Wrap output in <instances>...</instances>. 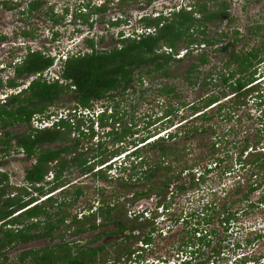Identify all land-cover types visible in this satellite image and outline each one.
<instances>
[{
  "label": "trees",
  "instance_id": "obj_1",
  "mask_svg": "<svg viewBox=\"0 0 264 264\" xmlns=\"http://www.w3.org/2000/svg\"><path fill=\"white\" fill-rule=\"evenodd\" d=\"M156 1L119 0L115 8L123 11L143 3L153 5ZM112 4H114L113 1L108 0L106 4L96 7L95 13L108 14ZM43 5L44 3L40 0H32L26 10L23 8V0H0V9L15 11L23 8L21 15L27 18L34 16L43 8ZM230 12L231 5L228 0H194L180 9L146 15L139 21L140 25L134 30V34L127 36L125 31H120L118 44L113 49H98L99 43L105 40L104 36L86 40L85 52L69 53L66 60H61L59 78L55 80H48L45 74L56 65L57 58L43 51L28 47V53L21 62L10 64L14 78L1 77L0 92L18 91L23 86L24 89L11 94L5 102L0 103V147L7 148L0 153L10 152L13 142H16V148L28 158H35L36 164L27 170L26 185L22 187L11 185L8 176L0 173V178L2 177L0 179V186L2 185L0 187V235H2L0 261L3 262L0 264H7L8 254L21 245L43 239L64 240L68 233L85 235L116 225L119 226L117 234L122 231L129 235L112 245L96 249L88 246L81 248L77 244L72 247L63 241V244L51 248L29 250L19 254L18 264H118L123 259L128 262L147 257L146 249L139 246L141 243L149 247L160 246L162 236L154 237L158 231L157 217L145 218L144 213L132 212L131 208L141 201L155 199L159 206H163L170 213L172 210L169 205L170 200L176 194L188 190L187 183L184 182L185 177L191 180L192 187H196L202 181L204 182L207 175L213 173L217 167H222L224 160L219 157L221 148L227 152L230 151L228 145L232 147V150L238 148L236 137L233 140H229L227 134L220 137L216 133L218 131L214 130L216 124L208 125L207 123L214 121L215 117L210 112L215 107L219 108L220 117H223L227 123L237 119L241 110L246 109L252 101L258 110L262 112L264 109V72L258 73L260 66L264 65V24L254 25L250 30L252 34L261 36V46L243 55H238L234 51L230 62L226 64L228 68L226 72L216 77L209 75L201 82L205 88L212 86L216 89L219 87L220 80L229 92L225 90L222 93H214L215 95H209L203 103L191 104L190 109L194 112V117L196 116L195 121H188L187 124L181 125L177 132L172 131L154 140L159 134L176 125L181 109H176L171 103L165 102L166 104L161 105L163 106L162 114L150 119L144 129H138L139 125L135 123L133 117L130 123L127 122L128 113L123 105L126 98L131 95L136 96L140 93L141 96H145L154 90L158 94L156 97L160 99L171 101L177 97L175 87L168 83H160L158 87L154 86L155 89L152 87L144 89V87L147 81L154 84L159 79L175 78L172 74L173 64H180L186 58H193L195 50L202 46L204 48L218 46L214 50L217 53L227 52L229 48L234 47L239 41L238 32H234L237 36L235 40L222 47H220L221 42L227 35L223 33L218 38L208 37L210 25L217 20L221 22L228 20ZM78 18H81L90 29L94 28L91 15L82 14L76 19ZM51 20L56 24L61 22L54 14ZM109 22L110 27L121 28L128 25L130 21L118 18ZM148 30H151V33L147 32ZM24 36L34 38L28 32L24 33ZM59 36V33H55V39ZM200 38L202 39L199 40ZM5 40V37L0 36V41ZM209 62V57L202 55L191 66L186 79L190 85L199 84V70ZM232 63H239L238 68L231 69ZM28 82H30L29 85ZM228 93L233 94L234 97L224 103ZM68 96L69 102L64 101ZM61 100L63 102L59 109L70 107L71 111L76 109L93 111L99 106L110 109V114L105 112L98 120L101 132L99 136L102 140L100 139L97 144L94 142L99 134L95 130L94 121L86 122L85 118L78 119L73 114L71 118L75 117L74 123L64 119L55 123L52 128H35L33 125L35 118L40 121L42 118L50 120L58 115L51 109ZM132 109L134 114H137V106L133 105ZM262 115L259 118H252L259 122L256 137L254 140L250 136L242 139L243 149L236 161L242 171L252 172L253 183L248 186L247 193L239 201L249 203L251 209L264 206V197L256 203H253L251 198L254 193L264 187V111ZM247 116L251 119V115ZM186 120V117L182 118V122ZM198 121H201L202 125L197 124ZM23 125H27L28 130L22 135H15L9 130ZM86 127L87 131H85ZM6 130L7 132L2 134ZM142 132L144 133L140 136ZM209 135L212 136L213 142L206 156L209 158V163L215 164V168L210 166L203 174L196 172L197 170L192 171L189 167H183L178 172L174 166L179 162L178 149L174 144H168L178 139L194 141L197 137ZM108 140L113 143L112 146L107 145ZM59 142L65 143V146L59 149L49 147ZM148 149L151 150L150 155L151 153L157 155L156 162L153 161L154 157L151 159L146 153ZM128 150H133L130 158H135V161L131 160L129 168H121L114 176L109 175L112 166L107 169L101 168ZM70 168L78 170L84 176L94 175L104 183L118 184L119 188L113 189L108 201L101 199L98 206L95 202L88 204L82 212L81 219L75 216L72 223H68L70 215L67 207H73L80 198L86 196L81 186L77 188L73 200L67 197L68 191L62 194L65 196L63 200L57 197L42 200L48 193H53L56 189L72 183L71 179L65 177L68 171L73 174ZM225 168L229 173L233 172V168L228 166ZM53 173L56 174L55 181L46 182L49 175ZM184 174H186L185 177ZM198 174H200L199 177ZM164 177L165 182L159 184L157 181ZM47 183L49 186L53 185L46 190ZM242 188L239 187L236 193L242 194ZM103 192L105 193L104 190ZM103 192L102 198L105 197ZM126 193L129 196L123 197ZM214 204L213 202L204 205L203 222L206 224V229L211 228L214 222V219L210 218L206 212L220 210ZM224 208L223 214L218 213L222 216L219 224L227 233L232 223L237 220L238 213L233 212L232 208ZM55 210L58 211L54 213ZM194 215H191L190 221L186 224L192 226L191 220H196L194 223L197 224L195 225L197 229L191 238L181 239L175 253L187 254L189 244L198 243L202 248H212V258L203 259L205 252L199 254L200 248H197L193 253L198 255L192 259V262L194 260L195 264H211V262L216 264L221 260L223 241L214 245L212 236L218 234L217 228L210 231L202 230L200 228L202 222L197 221ZM183 218L184 214L178 217L173 215L170 221L177 225ZM183 225H185L184 222ZM202 233L204 235H200ZM111 234L108 232L98 234V240L102 236ZM171 236L173 238V235ZM157 257L168 262V259L161 255ZM247 262H250V259H245L242 264ZM252 262L258 264L260 260Z\"/></svg>",
  "mask_w": 264,
  "mask_h": 264
},
{
  "label": "rangeland",
  "instance_id": "obj_2",
  "mask_svg": "<svg viewBox=\"0 0 264 264\" xmlns=\"http://www.w3.org/2000/svg\"><path fill=\"white\" fill-rule=\"evenodd\" d=\"M32 0H23V8L27 10L29 2ZM44 3L43 8L37 11L34 16L27 18V16H22L21 11L23 8L10 11L0 9V36L5 37V41H0V78H14L13 69L10 68V64L21 61L27 54L28 47L35 50H43L48 54H53L54 56L67 57L69 53H78L86 51L85 41L89 38L105 37L103 42L99 43L98 49L100 50H110L113 49L118 44L120 31H125L127 36L134 34V30L140 25V20L146 15L157 14L160 12H170L171 10L177 8L180 9L183 6H187L194 0H157L153 5H147L146 3L134 5L133 7L126 8L123 11L117 10L116 4L119 0H112L114 4L111 5L110 12L108 14H96L95 9L102 4H106L108 0H40ZM231 5L230 18L224 22L217 20L214 24L210 25L208 30V37L218 38L220 34H225L227 37L222 40L220 47L228 45L237 38L234 32L239 33V41L234 47L229 48L227 52L217 53L214 50L218 47H206L203 46L195 50L193 58H186L180 64H173V79H159L154 84H150L148 81L144 89L152 87H158L160 83H168L169 85L175 87L177 91V97L173 98L171 101H167L163 98H157L158 95L155 90L148 92L147 95L141 96L137 93L136 96L127 97L126 102L123 105L128 116L126 117L127 122H131V117L135 118V123L139 126L138 129H144L145 124L152 118L157 117L156 115L162 114L163 105L165 102L171 103L176 109H181L178 113V119L176 125L169 129L168 131L162 132V134H168L170 132H177L181 125L187 124L188 121H195L194 112L191 111L190 106L193 103L206 101L209 95L214 93H222V91L229 92L225 84L218 81L219 87L213 88L203 87L201 82H203L209 75L220 76L228 70L226 64L230 62L233 52L235 51L238 55L247 54L252 49L261 46L262 39L260 35H254L251 33V29L254 25L264 24V0H228ZM212 6V5H211ZM54 14L58 20L61 22L59 24L53 23L51 16ZM85 14L86 16L91 15V21H94V28L90 29L88 25L84 24L81 18L76 19L79 15ZM124 18L130 21L128 25H124L121 28H112L109 25V21ZM234 20V21H232ZM28 32L34 38L25 37L24 33ZM55 33H59L58 39H55ZM200 38L199 40H201ZM183 47V46H182ZM183 54V53H182ZM202 55H207L209 57V64L204 66L199 70L200 82L196 86L189 84L187 79V72L191 66L198 61ZM179 58V57H178ZM61 62H57V65L47 73L46 77L48 80H55L59 78V71L61 69ZM239 63H232L231 69L238 68ZM5 70L2 72L3 68ZM264 72V65H261L258 73ZM260 75V74H258ZM196 76V75H195ZM155 86V87H154ZM227 99L223 102H229L228 99L234 97L233 94L228 93ZM231 94V95H230ZM215 95V94H214ZM69 96L65 97L66 102H69ZM62 100L57 102L56 107L52 108L51 111L57 113V119L63 117H71V108L59 109L62 105ZM71 102V101H70ZM166 104V103H165ZM133 105L137 106V114L133 112ZM184 105V106H182ZM72 107V106H71ZM183 107V108H182ZM239 113L237 119H233L232 123H227L223 117H220L219 108L215 107L214 110L210 112L213 115L214 121L208 125H215V131H218L220 137H224L225 134L228 135L229 140H233L236 137L238 141V148L232 150V147L228 145L230 151L227 152L221 148L220 156L224 163L222 167H217L215 171L204 179L205 181L198 184L196 187L190 185L191 180L188 177L184 182L187 183L188 190L186 192H181L176 194V196L170 200L169 205L172 207L170 213L166 214V220L163 221V216H161V210L156 211L159 206L155 199L144 200L138 203L134 208H131L132 212L139 211L143 212L147 209L152 211V216H158L159 225L156 223V227L160 230L161 242L160 246H153L151 250L145 252L147 256L141 260H134L133 262H127L122 260L118 264H152L153 260L164 261L163 258H158L161 255L165 259L174 257L176 249L179 247V243L182 238L192 237L194 231L197 229L194 222L196 220H191L192 226L186 224L190 221L191 215L195 214L197 221L200 223V228L203 230L216 229L218 234L212 236L214 239V245H218L222 242V256L216 264H242L245 259H250V261L260 260L258 264H264V206L251 209L249 203H240V199L244 197V194L248 191V186L253 183L252 172L249 170L242 171L239 164L236 163L240 153L243 149L244 137L250 136L255 139L257 134V129L259 128V122L257 120H252V118H259L262 115V110H258L256 104L252 101L249 103L246 109H242ZM226 113V112H225ZM224 113V115H225ZM233 115H237L233 113ZM247 115H251V119H248ZM152 116V117H151ZM186 117L187 120L182 122V118ZM181 119V120H179ZM43 121H48L42 118L40 121L38 118L33 120V125L35 128H43L41 124ZM182 122V123H179ZM201 124V121L196 122ZM52 124L51 122L49 123ZM160 125V124H159ZM158 125V126H159ZM219 127V129H217ZM160 128V127H159ZM14 132L15 135H22L28 130L27 125L21 127H14L9 129ZM6 131H3L2 134ZM168 132V133H167ZM142 132L140 136L143 134ZM211 134V133H210ZM1 136V134H0ZM139 136V137H140ZM138 137V136H136ZM101 137L95 139L97 144ZM102 140V139H101ZM15 141V140H14ZM242 141V142H241ZM110 142V143H109ZM213 138L209 136L197 137L194 141L190 139H178L174 142L169 143L174 144L178 149L179 162L175 163L174 166L178 172L183 167H189L190 170L199 172L200 174L205 173V171L215 164L209 163V158L206 154L209 153V147L212 145ZM112 146L111 141H107V145ZM65 143H56L49 146L54 149L63 148ZM121 146V145H120ZM119 146V147H120ZM15 142H13L10 152L0 154V173L6 174L10 180V184L18 187L25 186V177L27 175V170L31 169L33 165L36 164L35 158H28L23 152L16 148ZM46 147V146H45ZM187 147V150H186ZM4 146L0 147L1 150H6ZM190 150L192 152H190ZM150 149L146 151L148 156L156 162L158 159L157 155L150 153ZM94 155V152H92ZM201 160V161H199ZM225 166L233 168V172L229 173ZM73 174L66 172L65 177L71 179V184L66 186L67 188H62L57 190L54 194L55 197L63 200L65 198L62 195V191H68L67 197L73 200L75 192L79 186L85 190L86 196L80 198L73 207L68 208L69 218L68 223H72L73 217L78 216L81 219V213L87 208L88 204L92 202L96 203L98 206L101 203V199L108 201L113 189L118 188V184H108L104 183L102 180H98L97 177L84 176L78 170L70 168ZM226 171V173H225ZM114 174L117 172H113ZM109 173V175L114 176V174ZM198 174L197 176L199 177ZM168 176V174H167ZM166 176V179H167ZM56 174H50L46 182H51L55 179ZM2 179V177L0 178ZM155 181V180H154ZM159 184L165 182V177L160 178L157 181ZM53 185V184H52ZM50 185V186H52ZM49 184H46V190L50 188ZM2 187V185L0 186ZM239 187H243L242 194H237L236 191ZM99 189V190H97ZM119 189V188H118ZM264 190V188H262ZM105 191V193L103 192ZM261 189L254 193L251 198L253 203L258 202L260 198H263V194H260ZM105 194V197H101V193ZM120 192V191H118ZM129 196L125 194L123 197ZM37 196V195H36ZM109 196V197H108ZM66 197V198H67ZM107 197V198H106ZM44 197L42 200L44 201ZM215 203L214 206L219 207L218 211H207L206 213L213 218L214 222L211 228L206 229V224H204V205L207 203ZM239 202V203H238ZM235 203V206H234ZM232 208L233 212H237V220L232 223L229 232H225L224 227L219 224L220 218L218 213H224L225 208ZM58 210H55L57 212ZM155 211V212H154ZM184 214V218L179 224H175L170 218L174 215L178 217ZM63 215V214H62ZM182 222L185 225H182ZM114 231L116 228H112ZM98 231V230H97ZM100 231V230H99ZM193 231V232H192ZM39 233V232H37ZM98 232L87 233L83 236L74 235L68 233L66 238L63 240L64 243H69L70 245L76 243L78 238L84 243L88 242ZM173 235V238L172 236ZM204 235V233L200 234ZM155 236V235H154ZM82 237V238H81ZM120 235H115L114 237L105 238L102 243H110L112 240L119 239ZM2 235H0V239ZM157 238V237H156ZM109 242H106V241ZM62 241V242H63ZM188 241V239H187ZM250 241V243H249ZM56 245L54 241L50 239H43L39 241H34L29 245H23L20 248L11 251L9 256V261L7 264H18L17 255L29 250H39L42 248L52 247ZM87 246V245H85ZM240 246V247H239ZM200 248L199 254L205 252L203 259L212 258V248H202L198 243L196 245L189 244V248ZM188 248V249H189ZM173 250V251H172ZM155 253H152V252ZM152 253V254H151ZM173 253V255H172ZM150 254V255H149ZM177 258V257H176ZM174 260V259H173ZM214 261V259H212ZM0 263H3L0 261ZM158 263V262H156ZM162 264V263H160ZM191 264H195L193 261ZM211 264H213L211 262ZM247 264H254L248 262Z\"/></svg>",
  "mask_w": 264,
  "mask_h": 264
},
{
  "label": "clouds",
  "instance_id": "obj_3",
  "mask_svg": "<svg viewBox=\"0 0 264 264\" xmlns=\"http://www.w3.org/2000/svg\"><path fill=\"white\" fill-rule=\"evenodd\" d=\"M148 32V31H147ZM149 33H151V32H149ZM40 51H43V50H40ZM44 52V51H43ZM27 53H28V50H27ZM46 53V52H45ZM48 54V53H47ZM27 55V54H26ZM50 55H52L53 57H55V58H57V61H56V65H57V62L59 61V62H61V60H62V58L58 55V56H54L53 54H50ZM63 59L64 60H66L67 59V57H63ZM22 61V60H21ZM21 61H19V62H21ZM16 63H18V62H16ZM15 64V63H14ZM55 65V66H56ZM54 66V67H55ZM5 68L6 67H4L3 68V70H5ZM53 68V67H52ZM2 70V71H3ZM51 70V69H50ZM50 70H48L46 73H48ZM46 75V74H45ZM260 77V76H259ZM46 78H48V77H46ZM57 79V78H56ZM263 80H264V77H263ZM30 84V82H28V85ZM26 87H27V85H26ZM22 89H24V86L22 87V88H19L18 89V91H16V90H9V91H7V92H0V103L3 101V102H5V100L11 95V94H13V93H18L19 91L21 92L22 91ZM105 112H108L109 114L111 113V110L109 109V110H107L106 108H103V107H97L95 110H90V109H79V110H73L72 111V113L71 114H73V115H75V117H78V119L79 118H85L86 119V122H90L91 120L92 121H94L95 122V130H96V132H98L99 134H98V136L101 134V132H100V129H99V127H100V125H99V122H98V120H99V118L102 116V114L103 113H105ZM72 117V116H71ZM71 117H69V116H67V117H63V115H61V119H57L56 117H53V118H51L50 120H48L47 122L46 121H43L44 122V124H41V126L43 127V128H39V127H37V129H45V128H52L53 126H54V124L55 123H57L58 121H62V120H69L70 122H75V117L74 118H71ZM52 123L51 125L49 124V123ZM85 131H87V127L85 128ZM168 133V132H167ZM96 137V138H100L101 136H99V137ZM164 136H166V134H159L154 140H156V139H158L159 137H164ZM95 138V139H96ZM139 147H141V146H139ZM134 150V149H133ZM133 150H128L125 154H123V155H121L120 157H117V158H115V159H113V160H111L110 161V163H108V165L106 166H103V167H101V168H104V169H107L108 167H110V166H112L113 168H112V170L109 172V173H113V172H117V173H113L114 175H117L118 174V172H119V170L121 169V168H125V167H127V168H129L130 167V163L132 162L131 160H133V161H135V158H130V155H131V153L133 152ZM262 150V149H261ZM264 150V149H263ZM262 150V151H263ZM252 151V150H251ZM250 151V152H251ZM245 158H246V156H245ZM264 188V187H263ZM258 192V191H257ZM260 194L262 195L263 194V196H264V190L263 189H261V191H260ZM45 200H47V198H45ZM159 210H161V216H163V221H165V219H166V214H168L169 213V211L166 209V208H164L163 206H158L157 208H156V211H159ZM167 210V211H166ZM155 212V211H154ZM171 212V211H170ZM140 213H144L145 214V218H148V219H151L152 217H157L156 218V223L159 225V222H158V216H156V215H154V216H152V215H150V214H152L151 213V210H145V211H143V212H140ZM166 220H168V219H166ZM155 236L154 237H156V236H158V235H160V230H159V228H158V231H157V233H155L154 234ZM141 248H145L146 249V251H149V250H151V248H153V246H151V247H149V246H145L144 244H140L139 245ZM192 250L193 249H190L189 248V250H188V253L186 254V253H183V254H176V255H174V257H172V258H167L168 259V262H166L165 260L164 261H160V260H153L154 261V263H152V264H160V263H162V264H191L192 263V259H193V256H192V254H190V252H192ZM143 254H144V252H143ZM172 255H173V253H172ZM177 257V258H176ZM146 258V257H145ZM160 259V258H159ZM166 259V260H167ZM174 259V260H173ZM134 261V260H133ZM133 261H131V262H133ZM136 261H138V260H136ZM194 261V260H193ZM156 262H158V263H156ZM195 263H196V261H195ZM248 263V262H247ZM246 263V264H247ZM250 263H254V262H252V261H250ZM255 264V263H254Z\"/></svg>",
  "mask_w": 264,
  "mask_h": 264
},
{
  "label": "flooded vegetation",
  "instance_id": "obj_4",
  "mask_svg": "<svg viewBox=\"0 0 264 264\" xmlns=\"http://www.w3.org/2000/svg\"><path fill=\"white\" fill-rule=\"evenodd\" d=\"M110 26V25H109ZM15 145H16V142H15ZM1 154V153H0ZM55 181V179L53 180V181H51V182H54ZM62 188H67L66 186L65 187H62ZM62 188H59V189H62ZM59 189H56V191L57 190H59ZM55 191V192H56ZM55 192H53V193H48L45 197H47V200L49 199V198H51V197H55ZM63 192H65V191H62V193ZM81 215H82V213H81ZM239 215V214H238ZM182 221V220H181ZM2 224V223H1ZM182 224H183V222H182ZM180 226H182V225H180ZM116 228V230L114 231V229H112V228ZM119 230V226H113V227H111V228H108V229H100V231L98 230V231H94V232H98V234H101V233H103V232H108V233H112L111 235H107V236H102L99 240H98V234L96 235V236H94V238H92L91 240H89L88 242H83L81 239H79L78 238V241L76 242V243H74L73 244V246L75 245V244H77L79 247H81V248H83L85 245H87L89 248H98V247H105V246H109V245H111V244H108V243H102V241L105 239V238H107V237H114L115 235V233L117 232ZM94 232H90V233H94ZM116 235H120L121 237L119 238V239H121V238H124V236H126V235H129V233H124V232H118V234L116 233ZM78 236H83V235H78ZM82 238V237H81ZM97 238V239H96ZM119 239H115L114 238V240H112V242H110V243H116ZM96 240V241H95ZM50 241H51V239H50ZM63 240L62 239H57V240H55L54 242L56 243V245H58V244H63V242H62ZM106 242H109L108 240L106 241ZM33 243V242H32ZM31 244V243H30ZM27 245H29V244H27ZM21 246H23V245H21ZM20 246V247H21ZM53 246H55V245H53ZM52 246V247H53ZM19 247V248H20ZM47 248H51V247H47ZM190 249H193L192 250V252H190V254H192V256H193V258L196 256V255H198V254H196L195 255V253H193V252H195L196 250H197V248H193V247H191ZM16 250V249H15ZM12 251H14V250H12ZM19 255V254H18ZM18 255H17V258H18ZM8 256H10V253L8 254ZM128 262H131V261H128Z\"/></svg>",
  "mask_w": 264,
  "mask_h": 264
},
{
  "label": "built area",
  "instance_id": "obj_5",
  "mask_svg": "<svg viewBox=\"0 0 264 264\" xmlns=\"http://www.w3.org/2000/svg\"><path fill=\"white\" fill-rule=\"evenodd\" d=\"M148 32H151V30H148ZM46 75H47V73H46ZM46 75H45V77H46Z\"/></svg>",
  "mask_w": 264,
  "mask_h": 264
}]
</instances>
